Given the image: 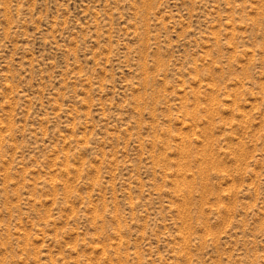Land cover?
<instances>
[{
  "label": "rangeland",
  "instance_id": "374dc122",
  "mask_svg": "<svg viewBox=\"0 0 264 264\" xmlns=\"http://www.w3.org/2000/svg\"><path fill=\"white\" fill-rule=\"evenodd\" d=\"M0 264H264V0H0Z\"/></svg>",
  "mask_w": 264,
  "mask_h": 264
}]
</instances>
